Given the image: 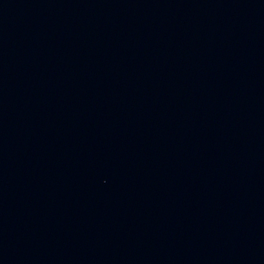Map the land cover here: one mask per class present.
<instances>
[{"label":"water","instance_id":"water-1","mask_svg":"<svg viewBox=\"0 0 264 264\" xmlns=\"http://www.w3.org/2000/svg\"><path fill=\"white\" fill-rule=\"evenodd\" d=\"M0 264H264V0H0Z\"/></svg>","mask_w":264,"mask_h":264}]
</instances>
